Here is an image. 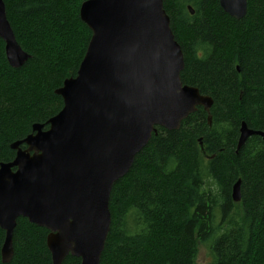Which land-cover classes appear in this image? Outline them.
Here are the masks:
<instances>
[{"label": "trees", "instance_id": "obj_1", "mask_svg": "<svg viewBox=\"0 0 264 264\" xmlns=\"http://www.w3.org/2000/svg\"><path fill=\"white\" fill-rule=\"evenodd\" d=\"M18 44L29 58L18 68L0 38V162L10 144L62 107L55 93L75 76L91 31L79 16L85 0H3ZM187 5L194 13L190 14ZM184 55L183 84L213 99L178 129L158 126L129 171L112 186L100 264H264V140L249 136L236 151L241 121L264 131V0H247L236 19L218 0H163ZM47 125L45 126V128ZM213 158L202 156L198 138ZM241 180V200L231 198ZM47 229L19 217L13 256L0 264H50ZM4 231L0 228V248ZM62 264H80L68 255Z\"/></svg>", "mask_w": 264, "mask_h": 264}, {"label": "water", "instance_id": "obj_2", "mask_svg": "<svg viewBox=\"0 0 264 264\" xmlns=\"http://www.w3.org/2000/svg\"><path fill=\"white\" fill-rule=\"evenodd\" d=\"M219 3L236 19L246 14L247 0ZM79 14L91 36L76 77L55 90L61 109L48 130L34 125L35 134L11 143L14 158L0 164L5 262L13 256L16 218L26 216L50 231L51 264H62L68 255L80 264H100L112 186L151 134L158 126L178 129L197 106L211 121L212 98L181 81L184 58L162 0H86ZM0 38L9 65L22 66L29 55L15 39L3 0ZM253 134L264 139V132L242 122L236 151ZM198 147L208 157L201 139ZM231 197L241 198L239 180Z\"/></svg>", "mask_w": 264, "mask_h": 264}, {"label": "bare ground", "instance_id": "obj_3", "mask_svg": "<svg viewBox=\"0 0 264 264\" xmlns=\"http://www.w3.org/2000/svg\"><path fill=\"white\" fill-rule=\"evenodd\" d=\"M86 1V0H85ZM4 2V1H3ZM84 2V1H83ZM82 2V3H83ZM162 2H163V0H162ZM218 2H219V0H218ZM81 3V4H82ZM5 4V3H4ZM219 5H220V3H219ZM81 6V5H80ZM164 7V6H163ZM221 7V6H220ZM187 8H188V10H189V12H190V14H193L194 13V10H193V8H192V6L191 5H187ZM222 8V7H221ZM223 9V8H222ZM79 10H80V8H79ZM165 10V9H164ZM224 10V9H223ZM225 11V10H224ZM5 12H6V9H5ZM166 12V11H165ZM226 12V11H225ZM246 12H247V6H246ZM227 13V12H226ZM166 14H167V12H166ZM228 15H230L229 13H227ZM168 15V14H167ZM79 16H80V14H79ZM231 16V15H230ZM6 17H7V15H6ZM168 17H169V15H168ZM231 17H233V16H231ZM234 18V17H233ZM81 19V18H80ZM8 20V19H7ZM169 21H170V17H169ZM9 22V21H8ZM10 24V23H9ZM172 30V29H171ZM13 31V30H12ZM173 32V31H172ZM13 34H14V32H13ZM173 35H174V33H173ZM15 36V35H14ZM174 38H175V35H174ZM2 39V38H1ZM16 39V38H15ZM3 40V39H2ZM175 40H176V38H175ZM17 41V40H16ZM3 42H4V46H5V41L3 40ZM89 42V41H88ZM176 42L178 43V41L176 40ZM18 43V42H17ZM88 45V44H87ZM178 45H179V47H180V49H181V51H182V48H181V46H180V44L178 43ZM20 46V45H19ZM21 47V46H20ZM87 48V47H86ZM21 49H22V47H21ZM23 50V49H22ZM4 51H5V48H4ZM24 51V50H23ZM24 52H26V51H24ZM27 53V52H26ZM28 54V53H27ZM182 54H183V51H182ZM29 55V54H28ZM84 55H85V53H84ZM5 57H6V54H5ZM84 57V56H83ZM29 58V57H28ZM183 58H184V55H183ZM83 59V58H82ZM81 59V60H82ZM6 60H7V57H6ZM7 62H8V60H7ZM81 62V61H80ZM8 64H9V62H8ZM79 67V66H78ZM77 70H78V68H77ZM76 73H77V71H76ZM72 78H74V77H76V74H75V76H71ZM71 77H68V78H71ZM65 79H67V78H65ZM64 79V80H65ZM183 83V82H182ZM63 85V82H62V84H61V86ZM187 85V84H186ZM60 86V87H61ZM188 86H191V85H188ZM60 87H58V88H60ZM192 87H195V86H192ZM58 88H56V89H58ZM197 88V87H196ZM198 89V88H197ZM199 90V89H198ZM200 92V91H199ZM200 94H202V93H200ZM202 95H205V94H202ZM209 96V95H208ZM211 97V96H210ZM212 98V97H211ZM212 101H213V99H212ZM202 107V106H201ZM197 108H198V106H197ZM203 108V107H202ZM204 109V108H203ZM197 110V109H196ZM195 110V111H196ZM195 111H193V112H195ZM59 112V111H58ZM57 112V113H58ZM192 112V113H193ZM56 113V114H57ZM55 114V115H56ZM190 115V114H189ZM54 116V115H53ZM53 116H51V117H49L48 119H47V121L45 122V123H33L32 124V126H31V132L30 133H28L27 135H29V134H31V133H36V131H34V125H43V127H42V129L43 130H48L49 128H50V123H49V120L53 117ZM210 116H211V113H210ZM188 117V116H187ZM186 117V118H187ZM185 118V119H186ZM207 119H208V113H207ZM242 122H245V121H241V123H240V126H239V136H240V127H241V124H242ZM208 123H209V121H208ZM210 123H211V121H210ZM209 123V124H210ZM246 123V122H245ZM47 125V127L45 128V126ZM246 125H247V123H246ZM248 126V125H247ZM249 128V127H248ZM251 129V128H250ZM252 130H254V129H252ZM255 131H260V130H255ZM157 132V128H156V131H154L153 133H156ZM262 132H264V131H262ZM152 133V134H153ZM152 134H151V136H152ZM26 135V136H27ZM254 135V134H253ZM256 135H259V134H256ZM25 136V137H26ZM239 136H238V139H239ZM251 136V135H250ZM259 136H261V135H259ZM25 137H23L22 139H20V140H23ZM262 137V136H261ZM151 138V137H150ZM199 139H201V141H202V143H203V140H202V137H199L198 138V140ZM262 139H263V137H262ZM264 140V139H263ZM17 141H19V140H17ZM246 141V140H245ZM15 142V141H14ZM237 143H238V140H237ZM245 143V142H244ZM24 146V147H23ZM203 147H204V144H203ZM236 147H237V144H236ZM11 148V147H10ZM20 148H22V149H25L26 148V145H23V144H20ZM13 150H15V149H13ZM200 150V149H199ZM204 150H205V148H204ZM15 152H16V150H15ZM140 152V151H139ZM138 152V153H139ZM201 152V151H200ZM137 153V154H138ZM205 153H206V151H205ZM136 154V155H137ZM201 154H202V152H201ZM207 154V153H206ZM15 156V155H14ZM202 156H204L203 154H202ZM207 156L209 157V156H211V158H213V156H214V154H211V155H208L207 154ZM205 158H208V157H206V156H204ZM14 158V157H13ZM134 161V160H133ZM1 163H3V162H0V164ZM13 169V168H12ZM13 170H15V169H13ZM126 174V173H125ZM124 174V175H125ZM123 175V176H124ZM122 176V177H123ZM121 177H119L118 179H120ZM117 179V180H118ZM116 180V181H117ZM239 181H240V186H241V180L240 179H238ZM238 180H236L234 183H233V185L238 181ZM115 181V182H116ZM114 182V183H115ZM233 185H232V187H233ZM240 193H241V187H240ZM231 195H232V188H231ZM232 198V197H231ZM232 200H233V198H232ZM240 200H241V198H240ZM240 200H238V201H235V200H233L234 202H239ZM108 210H109V204H108ZM109 212H110V210H109ZM19 217H23V218H26L27 219V217L26 216H18L17 218H16V223H17V219L19 218ZM28 220V219H27ZM29 221V220H28ZM30 222V221H29ZM16 223H15V225H14V227L12 228V246H13V231H14V228H15V226H16ZM31 223H33V222H31ZM110 223H111V214H110ZM34 224H36V225H38L37 223H34ZM43 227V226H42ZM0 228L4 231V238H5V236H6V232H7V230H6V228L4 229V228H2V226L0 225ZM45 228V227H44ZM47 229V228H46ZM48 230V229H47ZM109 230H110V224H109ZM109 230H108V232H109ZM49 230H48V233H47V235L49 234ZM108 232H107V235H108ZM47 235H46V237H47ZM107 235H106V238H107ZM105 241H106V239H105ZM3 242H4V239H3ZM105 243V242H104ZM3 244V243H2ZM105 245V244H104ZM46 247H47V245H46ZM1 248H2V245H1ZM1 248H0V256H1ZM48 249V248H47ZM49 253H50V251H49ZM50 256H51V254H50ZM1 261L3 262V263H6L5 261H3V259H2V257H1ZM63 262V261H62Z\"/></svg>", "mask_w": 264, "mask_h": 264}, {"label": "rangeland", "instance_id": "obj_4", "mask_svg": "<svg viewBox=\"0 0 264 264\" xmlns=\"http://www.w3.org/2000/svg\"><path fill=\"white\" fill-rule=\"evenodd\" d=\"M210 251L207 244L199 246L197 264H207L210 261Z\"/></svg>", "mask_w": 264, "mask_h": 264}, {"label": "flooded vegetation", "instance_id": "obj_5", "mask_svg": "<svg viewBox=\"0 0 264 264\" xmlns=\"http://www.w3.org/2000/svg\"><path fill=\"white\" fill-rule=\"evenodd\" d=\"M24 147V146H23ZM48 231V230H47ZM48 233V232H47ZM47 235V234H46ZM45 244H46V239H45ZM51 264V263H50Z\"/></svg>", "mask_w": 264, "mask_h": 264}]
</instances>
